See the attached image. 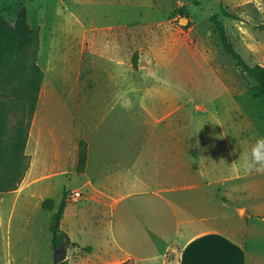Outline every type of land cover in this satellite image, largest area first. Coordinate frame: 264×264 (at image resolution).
Here are the masks:
<instances>
[{
  "label": "rangeland",
  "instance_id": "rangeland-1",
  "mask_svg": "<svg viewBox=\"0 0 264 264\" xmlns=\"http://www.w3.org/2000/svg\"><path fill=\"white\" fill-rule=\"evenodd\" d=\"M215 17L242 59L264 66V0H0V50L18 22L37 28L44 80L27 152L34 175L58 172L41 179L54 189L30 211V227L37 222L43 229L33 238L36 245L21 253L29 264L52 260L46 249L51 212L42 202H58L65 187L77 186L72 151L81 131L91 135L92 148L99 141L98 148L144 149L141 171L152 177L151 186L160 168L152 154L165 149L157 146V136H179L181 185L225 178L206 188L218 194L252 184L239 202L264 200V166L250 161L252 146L264 138V92L224 50ZM77 53L82 60L70 74L69 56ZM74 81L80 92L68 98ZM100 85L113 87L117 99L95 109L93 86ZM191 163L200 170L184 176ZM189 192L180 190V197L188 199Z\"/></svg>",
  "mask_w": 264,
  "mask_h": 264
},
{
  "label": "crops",
  "instance_id": "crops-1",
  "mask_svg": "<svg viewBox=\"0 0 264 264\" xmlns=\"http://www.w3.org/2000/svg\"><path fill=\"white\" fill-rule=\"evenodd\" d=\"M75 55L69 56L74 61L70 74L74 73L77 61L82 60V53ZM67 88L68 98H71L72 93L76 96L81 89L75 81ZM93 90L90 103L95 109L102 104L110 105L117 99L113 87L93 86ZM41 91L42 84L38 101ZM82 94L81 99L86 98L83 91ZM128 101L132 100L129 98ZM34 118L35 112L25 146V152L30 158L29 167L17 189L0 192V264H12V261L15 264H29L28 256L21 253L25 247L36 245L33 238L43 229L37 222L30 227V211L54 189L51 184L40 183L41 179L58 173L50 172L41 176L33 173V159L27 152V147L29 138L33 135ZM81 132L73 141L72 161L74 173L78 177L77 186L72 189H79L82 196L76 201H65L59 224L60 231L66 233L70 241L66 247L67 262L264 264V200H259L254 194L256 199H252L257 202H250L251 207L238 200L239 196L249 193V188H254L252 184H236L218 194H212L206 187L215 182L223 183L225 178L181 185V137L164 135L157 136L156 143L165 149L152 154L160 168L154 174L159 181L151 186L149 181L152 177L141 171L144 149L98 148L99 141L92 148L91 135L87 137ZM80 139L86 142L87 157L84 170L77 172ZM187 167L191 170H185L184 176L200 170L197 163H191ZM235 176L243 177L239 173ZM182 189L190 190L188 199L180 197L179 191ZM66 191L69 190L65 187L58 202L52 199L54 207L49 210L50 221ZM234 195L235 198L232 197ZM80 199H83L81 204ZM18 203L21 211L19 218H15ZM213 206L216 207V212H213ZM5 208L7 211H4ZM14 223L16 227L13 226ZM49 226L50 223L46 225V229L50 231ZM49 235L46 249L52 260L48 264H53L51 231ZM84 236L89 237L91 242L85 240ZM172 251L175 254L168 259L167 255ZM12 252L15 256H12Z\"/></svg>",
  "mask_w": 264,
  "mask_h": 264
},
{
  "label": "trees",
  "instance_id": "trees-1",
  "mask_svg": "<svg viewBox=\"0 0 264 264\" xmlns=\"http://www.w3.org/2000/svg\"><path fill=\"white\" fill-rule=\"evenodd\" d=\"M223 13L227 15L225 10ZM214 22L222 35L224 50L242 71L257 82L259 90L264 92V66L248 65L225 39L221 22L216 17ZM14 30L12 39L3 41L4 48L0 50V192L17 189L29 167L30 158L25 152V146L44 78L36 58L37 28L32 30L27 23L21 21ZM18 31L21 33H17ZM86 157V142L80 139L77 172L84 170ZM65 205L63 197L51 217L49 229L53 248L64 239L67 245L70 243L67 234L59 228ZM42 207L52 209L53 200H44ZM57 264L71 263L63 260Z\"/></svg>",
  "mask_w": 264,
  "mask_h": 264
},
{
  "label": "clouds",
  "instance_id": "clouds-1",
  "mask_svg": "<svg viewBox=\"0 0 264 264\" xmlns=\"http://www.w3.org/2000/svg\"><path fill=\"white\" fill-rule=\"evenodd\" d=\"M250 161L264 166V138L258 139L251 148ZM249 163L246 167L251 168L252 164ZM259 170V169H258Z\"/></svg>",
  "mask_w": 264,
  "mask_h": 264
},
{
  "label": "water",
  "instance_id": "water-1",
  "mask_svg": "<svg viewBox=\"0 0 264 264\" xmlns=\"http://www.w3.org/2000/svg\"><path fill=\"white\" fill-rule=\"evenodd\" d=\"M67 241L64 239L57 247L53 248V264L65 260Z\"/></svg>",
  "mask_w": 264,
  "mask_h": 264
},
{
  "label": "built area",
  "instance_id": "built-area-1",
  "mask_svg": "<svg viewBox=\"0 0 264 264\" xmlns=\"http://www.w3.org/2000/svg\"><path fill=\"white\" fill-rule=\"evenodd\" d=\"M82 196V192L79 189H72L64 195L65 201H76Z\"/></svg>",
  "mask_w": 264,
  "mask_h": 264
},
{
  "label": "bare ground",
  "instance_id": "bare-ground-1",
  "mask_svg": "<svg viewBox=\"0 0 264 264\" xmlns=\"http://www.w3.org/2000/svg\"><path fill=\"white\" fill-rule=\"evenodd\" d=\"M61 92V91H60Z\"/></svg>",
  "mask_w": 264,
  "mask_h": 264
}]
</instances>
